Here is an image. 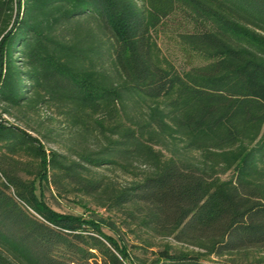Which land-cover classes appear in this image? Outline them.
<instances>
[{
    "label": "trees",
    "instance_id": "trees-1",
    "mask_svg": "<svg viewBox=\"0 0 264 264\" xmlns=\"http://www.w3.org/2000/svg\"><path fill=\"white\" fill-rule=\"evenodd\" d=\"M0 264H264V0H0Z\"/></svg>",
    "mask_w": 264,
    "mask_h": 264
},
{
    "label": "rangeland",
    "instance_id": "rangeland-1",
    "mask_svg": "<svg viewBox=\"0 0 264 264\" xmlns=\"http://www.w3.org/2000/svg\"><path fill=\"white\" fill-rule=\"evenodd\" d=\"M187 29L185 25V19L180 14H175L168 18L155 32V37L162 49L163 54L170 59L179 69H188L192 65L197 64L200 60L197 56L186 49L179 41L178 33ZM9 121H15L13 118L4 115ZM51 146V145H49ZM121 181L130 180L129 176H125L120 171L104 170ZM227 177V176H224ZM38 185V194L41 190L44 192V199L54 209L74 213L80 215H86L87 217L94 218L101 223L103 230L119 239L125 241L128 244L133 242V236L129 235L126 230L120 226L119 221L113 213L108 212L106 209L101 208L93 204L92 200L87 197L83 199L81 197L70 196L68 198H59L56 195L54 188L48 183ZM83 202V203H82ZM87 204L88 208L85 209L82 205ZM165 239H158V243H162ZM157 248L154 249V251ZM148 256H152L151 253Z\"/></svg>",
    "mask_w": 264,
    "mask_h": 264
}]
</instances>
